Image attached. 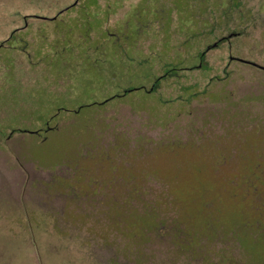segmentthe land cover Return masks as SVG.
I'll return each instance as SVG.
<instances>
[{
	"label": "rangeland",
	"instance_id": "rangeland-1",
	"mask_svg": "<svg viewBox=\"0 0 264 264\" xmlns=\"http://www.w3.org/2000/svg\"><path fill=\"white\" fill-rule=\"evenodd\" d=\"M209 3L0 0V41L30 32L0 49V264H264V0Z\"/></svg>",
	"mask_w": 264,
	"mask_h": 264
},
{
	"label": "flooded vegetation",
	"instance_id": "flooded-vegetation-1",
	"mask_svg": "<svg viewBox=\"0 0 264 264\" xmlns=\"http://www.w3.org/2000/svg\"><path fill=\"white\" fill-rule=\"evenodd\" d=\"M239 1H240V4H238ZM77 2H78V0H76V3ZM241 5H243L242 0H210L209 6H208V8H210V11L209 12L207 11V14H208V16L215 17V21L214 22H215L216 26H218V24L222 25L224 23L223 17L225 15L232 14V11L238 10L239 7H241ZM69 8H71V6H67V8L63 9L62 12L66 11ZM217 12L220 14V16H219L220 18L218 17V15H217L218 13ZM199 17H198V19H202V16H199ZM54 18H57V16H55ZM220 19H221V21H220ZM21 33H22V36H19ZM234 34L235 33H232V34H230L228 36L221 37V38H219L218 41H215L212 44H208L205 51L204 50L203 51H199V53L197 55V58L199 56V60L203 59L205 54H206V52H208L212 48L217 47L218 45L223 43V41L228 40V38L231 35H234ZM17 36H19V37L17 38ZM29 36H30V32H29V30H27L26 24L21 25L19 27H15V28H13L10 31V33L8 34V36L5 39L0 41V49H2V48L14 49V47H19V48L25 47L26 45L29 44V41H30L29 40ZM114 42H112V43H114ZM135 45H136V42H135ZM135 45H133V47ZM235 58H237V57H234V56L231 57V59H235ZM241 59L244 60L243 58H241ZM245 61L249 63V61H251V60H245ZM168 66H170V65L168 64ZM177 69L178 68L176 66H173V65H171V67L165 68L164 69V73L162 75L156 77V79L154 80V82H153L152 86L150 87V89H146L145 85L141 84V85H136V86H133V87H129V88L125 89L124 92L111 95L112 97L111 96L110 97L112 99V98H115L116 96H121V95H123L125 93H128L129 90L133 91V89L134 90L143 89V91L145 93L151 95L155 91L158 90V88L160 87L161 82H162V80L164 78H167L169 75H172V74H174V75L177 74V72H176ZM110 97L108 99H106V100H104L102 102H98V103H103L104 102V104H105L106 102L111 100ZM91 103H93V102H91ZM91 103H88V104H85V105L87 106V105H90ZM85 105H82V106H85ZM82 106H81V108H82ZM196 120L197 119L189 120V122L185 124V127H187V128H197L196 124H198V122ZM96 147L99 148L98 147V142H97ZM79 172H82L83 174H85V178H88L86 180L89 183V185H93L94 186V187H92V189H95V187L98 186V184L100 183V180L98 178H96L95 175H91V177H89L88 174L85 173V171H79ZM262 172H263V181H264V171H262ZM79 177H80V175H79ZM73 178L74 179H70L68 181H72L73 183L77 182V183H80V184L83 182V179H81V177L78 178V171H74V177ZM242 178H243V182L242 183H243L244 187L247 188V190H249V188H252V187L255 188L254 176L253 177H249V176L244 177V175H243ZM90 179H91V181H90ZM63 182H67V180L63 181ZM112 182H113V179H112ZM238 183H236V185H238ZM83 185H85V183H83ZM129 186L131 187L130 192L142 191L140 183H138V184L137 183L136 184H134V183L132 184L131 183V185L129 183ZM128 196H130V195H128ZM134 196H137V195H134ZM124 197H125V195H124ZM131 199H132V197H131ZM127 201H129V203L133 202L132 200H127ZM135 202H137V200Z\"/></svg>",
	"mask_w": 264,
	"mask_h": 264
},
{
	"label": "trees",
	"instance_id": "trees-1",
	"mask_svg": "<svg viewBox=\"0 0 264 264\" xmlns=\"http://www.w3.org/2000/svg\"><path fill=\"white\" fill-rule=\"evenodd\" d=\"M238 4H240V1L238 2ZM226 16V15H225ZM225 16L223 17V18H225ZM241 18H243V15L242 16H240ZM239 17V18H240ZM175 71V70H174ZM134 90V89H133ZM129 91H132V90H129ZM128 91V92H129ZM112 97V96H111ZM111 97H110V99H111ZM104 104V102L103 103H98L97 101H94L93 103H91L90 105H103ZM87 106H89V105H87ZM82 107H84V106H82ZM235 117L237 118V116H236V114H235ZM262 150H264V144H263V149ZM250 171H252V176H254V179H255V188L256 189H252V193L250 194V193H248L249 192V190H247V188H245L246 189V194L245 195H247L248 196V199H252V197H254L255 196V200H254V207H253V211L255 212V214H257L256 216H261L262 215V208H260L259 207V204H260V202H259V198L260 197H262V196H264V193H263V191L260 189V187H259V184L258 183H260L261 181L263 182V172L262 171H264V156H262V158H260V159H258V160H256V162L254 163V166H253V168L250 170ZM248 174V173H247ZM246 173H245V175H244V177L247 175ZM143 191H147V190H142V191H140L139 193H138V196H140V194L143 192ZM129 193H131L132 195H133V198L131 199L133 202L134 201H136L137 200V202H140V203H143V205L145 206V209H144V211H145V213L146 212H149V210L150 211H152V208H154L155 206H154V204H153V202L152 201H149V200H147V199H145V198H138V196H134L135 195V193L137 194V191H134V192H129ZM144 194V193H143ZM139 200V201H138ZM148 203V205H146L147 203ZM154 214V213H153ZM149 216H151V214H149ZM159 221V220H158ZM156 222L155 223V225L153 226V229L151 230V233L152 232H155L156 230L155 229H158V227H159V224H161V230L164 228V229H167V225L164 223V221H161V222ZM155 230V231H154ZM168 230V229H167Z\"/></svg>",
	"mask_w": 264,
	"mask_h": 264
},
{
	"label": "water",
	"instance_id": "water-1",
	"mask_svg": "<svg viewBox=\"0 0 264 264\" xmlns=\"http://www.w3.org/2000/svg\"><path fill=\"white\" fill-rule=\"evenodd\" d=\"M249 63L254 64V65H257V66H259V67H261V68H264V66L259 65L258 63L254 62V61H249Z\"/></svg>",
	"mask_w": 264,
	"mask_h": 264
}]
</instances>
